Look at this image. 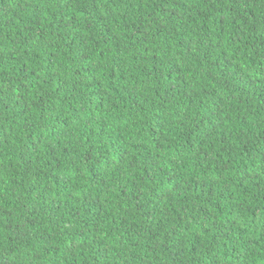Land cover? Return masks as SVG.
I'll list each match as a JSON object with an SVG mask.
<instances>
[{
	"label": "trees",
	"instance_id": "trees-1",
	"mask_svg": "<svg viewBox=\"0 0 264 264\" xmlns=\"http://www.w3.org/2000/svg\"><path fill=\"white\" fill-rule=\"evenodd\" d=\"M0 264H264V0H0Z\"/></svg>",
	"mask_w": 264,
	"mask_h": 264
}]
</instances>
